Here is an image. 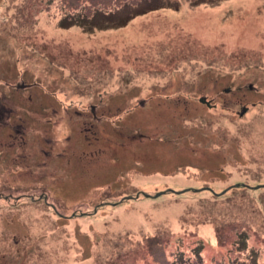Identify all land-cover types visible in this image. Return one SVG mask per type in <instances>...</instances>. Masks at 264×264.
I'll list each match as a JSON object with an SVG mask.
<instances>
[{
    "label": "rangeland",
    "instance_id": "obj_1",
    "mask_svg": "<svg viewBox=\"0 0 264 264\" xmlns=\"http://www.w3.org/2000/svg\"><path fill=\"white\" fill-rule=\"evenodd\" d=\"M68 2L0 0V264H264V0Z\"/></svg>",
    "mask_w": 264,
    "mask_h": 264
},
{
    "label": "trees",
    "instance_id": "obj_2",
    "mask_svg": "<svg viewBox=\"0 0 264 264\" xmlns=\"http://www.w3.org/2000/svg\"><path fill=\"white\" fill-rule=\"evenodd\" d=\"M141 1L142 0H69V5L75 4L74 7L77 10L72 14L66 15L69 16L70 19L64 20V17L62 21H59V24L61 27H68L73 25L74 22H72V20H75L81 26L88 28L89 24L86 21L87 18H90V20H92L90 23L91 26H95L97 24L96 22L103 23L98 24L100 28L124 26L131 18L144 14L147 11L163 8L165 6L172 7L170 2H168L167 5H158V0H146L145 3L147 7L139 9L131 15L117 17L114 14L117 8L122 7L123 4L138 5ZM73 16L75 19L72 18ZM94 19L98 21H94Z\"/></svg>",
    "mask_w": 264,
    "mask_h": 264
},
{
    "label": "flooded vegetation",
    "instance_id": "obj_3",
    "mask_svg": "<svg viewBox=\"0 0 264 264\" xmlns=\"http://www.w3.org/2000/svg\"><path fill=\"white\" fill-rule=\"evenodd\" d=\"M24 87H25V85L22 86L23 89H25ZM1 94L2 93H0V95ZM23 95H25V94H23ZM23 100H26V102L28 104H33L34 105L35 103H37L35 101V99L32 98L31 94H28V96L26 98H23ZM202 103H204L205 105H210V103L209 104H207L205 102H202ZM15 106H16V104H15ZM31 112H33V110H30V112H29L31 115H33ZM27 120H28V118H25L22 113H17L16 112V108L14 106H13V108L12 107L8 108L6 106V104L4 105L2 103L1 97H0V140L3 137V135H4V132H8L9 136L12 137L13 132H14L13 131V126L14 125L15 126H19L20 124H22V122H24V126H25V123L27 122ZM29 121H32L31 120V117H30V120ZM7 127H10L11 129H9ZM16 131H17L16 133L14 132V137H17V135L20 134V131L18 129ZM18 149L20 150V147H18ZM4 158H5V156L3 158H1L0 163H1L2 159H4ZM12 165L14 166L15 169L21 170V168L19 167L20 164H18V163L17 164H14L13 163ZM30 169H31V165L29 164V167L26 170V173L28 175H29V170ZM0 173L3 174L2 171H0ZM28 175H24V176H28ZM17 178H19V177H17ZM22 178H24V177H22ZM31 193H32L31 191H27V192H24V193H21L20 192V193L13 194L11 192L6 193V192L3 191V189H0V203L6 202V201H9V203L11 201L16 202L17 200L20 199V196H28L27 199L30 200V201H32V197H31L32 195H31Z\"/></svg>",
    "mask_w": 264,
    "mask_h": 264
},
{
    "label": "water",
    "instance_id": "obj_4",
    "mask_svg": "<svg viewBox=\"0 0 264 264\" xmlns=\"http://www.w3.org/2000/svg\"><path fill=\"white\" fill-rule=\"evenodd\" d=\"M200 100H201L202 102L204 101L203 98H201ZM244 110H245V109H243V111H244ZM142 195L145 196V197H149V196H150L149 194H146V193H142Z\"/></svg>",
    "mask_w": 264,
    "mask_h": 264
}]
</instances>
